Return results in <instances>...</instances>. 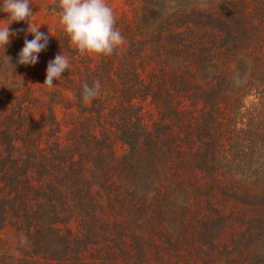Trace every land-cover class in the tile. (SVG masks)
Returning a JSON list of instances; mask_svg holds the SVG:
<instances>
[{"label":"trees","instance_id":"obj_1","mask_svg":"<svg viewBox=\"0 0 264 264\" xmlns=\"http://www.w3.org/2000/svg\"><path fill=\"white\" fill-rule=\"evenodd\" d=\"M166 3L125 0L130 10L137 8H126L116 22L128 47L109 55L106 74L88 72L86 82L99 80L103 88L91 103L82 98L83 84L76 88L75 128L81 133L74 134V148H63L68 157L54 142V158L69 171L57 177L68 190L47 184L52 209H29L21 187L29 184L27 167L37 158L9 152L2 158L0 180L7 191L0 187V228L9 213L26 216L27 224L35 218L50 224L66 220L61 215L67 209L80 218L82 241L100 243L86 264H264V0H195L172 9ZM148 4L166 9L150 31L136 20ZM242 59L246 76L233 84L230 64ZM109 86L118 92L112 106ZM57 94L56 102L66 101L62 91ZM146 99L149 125L137 103ZM117 141L126 150L108 168L104 148L114 157ZM7 147L14 150L11 139ZM84 157L118 177L134 161L150 170V207L147 197L134 204L136 213L144 210V226L110 222L116 190L96 178L107 193L113 188L105 210L85 186ZM49 160L40 164L45 173ZM69 199L71 207L65 206ZM142 227L150 228L148 235ZM35 239L45 247L40 235ZM79 258L72 264H83Z\"/></svg>","mask_w":264,"mask_h":264},{"label":"rangeland","instance_id":"obj_2","mask_svg":"<svg viewBox=\"0 0 264 264\" xmlns=\"http://www.w3.org/2000/svg\"><path fill=\"white\" fill-rule=\"evenodd\" d=\"M194 1L166 0L165 6L168 9L178 8L187 2L193 3ZM107 3L114 10L116 22L126 8L129 9L128 12L132 13L137 10V8L130 10V6L125 4V0H107ZM57 4L58 0H31L34 13L29 18L28 23L30 25H40L38 30L41 32H50L48 45L45 50L39 53V60L35 65L16 63L24 40L32 39L31 33L26 34L28 27L26 21L13 22L9 25L12 30L18 31L16 35L11 37L10 43L5 50L0 48V163L2 158H6L7 152L12 153V156H22L24 159L30 157L31 160H34L37 158L34 161V166L30 167L29 165L27 167L29 184H22L21 187L25 191L26 200L30 203L28 205L29 209L34 208L36 205H41L38 213L42 211L43 207H47L49 210L52 209L50 206L51 201L49 200L51 192L47 187L48 183L67 188V184L60 185L58 183L57 177L63 176L65 171H69V167L66 162H59V159L54 158L52 148H54L55 153L56 147H59L54 142H58L61 149L70 148V144L74 148V134L79 135L81 133L75 128V123H79L77 120L80 115H78L79 106L76 104L78 101L75 97L76 88L86 82L88 72L92 73L91 75H94L95 78L99 74H106L103 64L109 60V56L80 55L75 50L67 35L62 31V25L59 23L57 14L58 9L57 13L53 12V9L57 8ZM159 10L161 9H154V7L150 9V4L141 6L136 20L142 30L150 31L154 28V25L157 24L156 22L164 15L161 11L166 9ZM6 15V13L0 12V23L7 22ZM137 35L140 36L141 33H137ZM127 47L128 40L125 37L124 44L116 52H121ZM60 51L69 57L70 66L69 69L62 73L64 77L54 81L56 84L53 88H48L47 85L42 84L46 75V66L48 61L53 59ZM8 61L10 64L15 65L14 70ZM234 61L236 62L230 64L231 81L233 84H239L243 82L246 76L244 68L247 66V62L245 60L241 62ZM115 65L117 64L115 63ZM149 70L150 66L146 71L148 74L150 73ZM109 72H111L112 76L115 75L114 71L110 70ZM101 90H103L102 87L100 88ZM60 91L64 94L65 102L58 99L56 102L57 93ZM109 91L112 94V103L110 105L112 106L118 101L117 98H114V95L118 94V92H114L115 90L110 86ZM137 101L134 100V102ZM137 103L141 105L145 122L149 125L150 99ZM97 132L99 133V130ZM9 139H11V143L14 146L13 151H8ZM114 144V157L109 156L105 148L102 155L103 160L109 163L106 166L108 168L116 161L115 158L126 150V146L120 141ZM80 152L82 153V150ZM61 153L68 157L69 151L63 149ZM75 156L76 158L78 157L77 153ZM44 157L50 159L46 163L47 173L40 165ZM84 159L82 172L83 180L86 182L85 186L97 197H100V199L98 198L99 202L104 205L105 210V205L111 196V192H113V188L114 191L116 190V199L119 200L114 201L113 192L111 202H113L114 207L112 206L109 210L110 222L114 219L119 222L129 220L144 226L146 224L144 210L136 213L134 204H139L141 197L143 199L147 197L146 202H149L150 207V170L146 166L139 167L138 163L134 161V167H124L125 171H121L118 177L114 173H104L102 168L104 163H94L91 158L87 157H84ZM56 164H59V166ZM97 177H99L100 182L105 180L106 185L113 186L111 192L107 193V189L104 190L95 184ZM4 185L5 182L0 180V187L4 188ZM5 188L4 190L7 191V187ZM43 190L47 192V196L42 195ZM71 205L72 202L69 199L65 206L71 207ZM55 210L58 211V208H55ZM62 212L61 217L66 214V220L59 221L58 218L55 223L50 224L48 223L50 221L49 218L47 220L35 218L31 223L27 224L26 216H15L9 213L7 221L0 228V264H72L76 260L74 256L80 257L78 261L83 264L91 262V252L100 246V243L96 244L95 240L82 241L83 234L80 232L82 229L80 218H76V215L70 217L67 209ZM55 218H57V215H55ZM37 228L38 232H36ZM146 228L142 227L141 232H145L148 235L150 228ZM36 235H40L44 239L45 247L39 248L35 244Z\"/></svg>","mask_w":264,"mask_h":264},{"label":"clouds","instance_id":"obj_3","mask_svg":"<svg viewBox=\"0 0 264 264\" xmlns=\"http://www.w3.org/2000/svg\"><path fill=\"white\" fill-rule=\"evenodd\" d=\"M32 9L31 0H0V12L7 14V22L0 23V48L5 50L11 37L16 35L18 30L9 27L13 22L26 21L28 24L26 34H32V39L24 40L17 56V64L35 65L39 60V53L48 45L50 32H41L38 30L40 25L28 23L34 13ZM53 12L58 14L62 31L80 55L109 56L125 42V37L116 27L114 10L107 0H58L57 8H54ZM10 65L14 70L15 65ZM69 66V57L60 51L48 61L42 84L53 88L56 84L54 81L64 77L62 73L69 69ZM100 88L99 80L92 85L84 82L83 100L91 103L98 96Z\"/></svg>","mask_w":264,"mask_h":264}]
</instances>
